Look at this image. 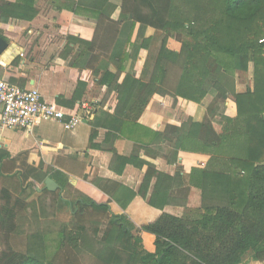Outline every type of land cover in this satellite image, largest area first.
Instances as JSON below:
<instances>
[{"label": "trees", "instance_id": "16d2710c", "mask_svg": "<svg viewBox=\"0 0 264 264\" xmlns=\"http://www.w3.org/2000/svg\"><path fill=\"white\" fill-rule=\"evenodd\" d=\"M36 16L34 0H0L1 23L29 22ZM120 19L130 30L139 24L153 35L140 45L147 53L140 76L127 75L114 87L115 117L136 120L154 95L199 103L208 93L205 85L217 92L218 104L230 96L237 106V118L224 120L220 134L212 127L216 106L201 124H191L180 142L182 151L211 154L223 162L216 172L192 171L201 191L200 212L164 211L139 228L123 215H111L101 230L110 214L104 198L79 191L62 197L44 189L37 201L27 202L0 189V246L5 244L0 264H264V0H123ZM170 38L180 44L178 52L168 49ZM248 62L254 67L255 88L237 95L229 87L232 76ZM106 77L101 82L110 87ZM97 107L89 122L90 148L108 116L103 103ZM167 142L173 147L177 141ZM112 162L122 168L142 166L133 156L113 155ZM53 175L61 177L59 186L65 188L67 177L57 171ZM151 176L156 179L152 205L155 195L181 186L177 175L148 170L140 195L145 196ZM62 199H69L75 212L63 224L54 220ZM163 201L164 208H186V200ZM31 222L38 228L29 232ZM54 235V247H48L47 239ZM12 239L23 246L11 247Z\"/></svg>", "mask_w": 264, "mask_h": 264}, {"label": "crops", "instance_id": "0c3cea01", "mask_svg": "<svg viewBox=\"0 0 264 264\" xmlns=\"http://www.w3.org/2000/svg\"><path fill=\"white\" fill-rule=\"evenodd\" d=\"M122 3L123 0H34L37 16L32 21L0 22V39L7 43L0 56L2 80L36 90L43 102L66 114L65 122L81 116L84 105L96 110L103 103L108 113L96 130L92 142L95 148L89 147V122L93 117L74 127L40 120L31 131L0 129V189L31 202L36 198H29L30 192L38 196L44 190V181L51 178L62 197L79 191L104 198L110 214L103 220L101 230L111 215H123L139 228L154 223L164 211L198 214L201 191L191 178L192 171L216 172L223 162L212 160L211 154L182 151L180 142L190 125L201 124L216 106L212 127L217 134L224 120L237 118L233 98L228 96L218 104V94L211 85H205L209 90L199 103L154 95L136 120L115 117L114 87L120 86L127 75L140 76L147 56L140 45L153 35L146 26L135 24L131 30L126 27L120 19ZM167 47L174 52L180 50V44L172 38ZM104 74L109 76L105 81L110 87L101 82ZM229 87L237 95L254 91L252 62L245 70L234 73ZM158 135L167 140H158ZM174 140L177 142L173 147L166 143ZM113 155L133 156L142 166L128 164L122 168L112 162ZM148 170L168 177L177 175L176 182L181 186L155 195L152 205L155 177L151 176L145 196L139 194ZM54 171L67 177L65 188L59 186L60 176H52ZM164 198L186 200V208H164ZM73 209L69 199H62L56 206V219L68 223L75 214ZM144 239L151 245V237Z\"/></svg>", "mask_w": 264, "mask_h": 264}, {"label": "built area", "instance_id": "2783aa9c", "mask_svg": "<svg viewBox=\"0 0 264 264\" xmlns=\"http://www.w3.org/2000/svg\"><path fill=\"white\" fill-rule=\"evenodd\" d=\"M81 110V116L71 117L65 122L66 114L54 105L43 102L36 90L21 88L0 77V129L31 131L40 120L74 127L83 121H89L94 112V108L89 105H84Z\"/></svg>", "mask_w": 264, "mask_h": 264}, {"label": "rangeland", "instance_id": "374dc122", "mask_svg": "<svg viewBox=\"0 0 264 264\" xmlns=\"http://www.w3.org/2000/svg\"><path fill=\"white\" fill-rule=\"evenodd\" d=\"M30 197L29 198H36L35 199V201H37V198H38V196L36 195V194H34V193H31L30 192ZM55 213H56V210H55ZM54 220L56 221V222H58V223H62L59 219L57 220L56 219V215H55V217H54ZM61 220H65V218H62ZM63 224V223H62ZM29 229H27V231H33L35 228H38V223L37 222H31V223H29L28 224V226H27ZM56 240V238H55V235L54 236H50L48 239H47V246L48 247H54V244H53V242ZM2 243V245L0 246V249H2V248H4L5 247V244H3V242H1ZM19 246V247H22L20 244H19V242L18 241H15V242H13V239L11 240V242H10V246L11 247H13V246ZM16 248V247H15ZM21 250V249H23V248H16V250Z\"/></svg>", "mask_w": 264, "mask_h": 264}, {"label": "water", "instance_id": "95a60500", "mask_svg": "<svg viewBox=\"0 0 264 264\" xmlns=\"http://www.w3.org/2000/svg\"><path fill=\"white\" fill-rule=\"evenodd\" d=\"M6 48L7 43L4 40L0 39V56L6 50ZM44 189L48 190L49 192H56L59 190L57 185L51 180V178H47L44 181Z\"/></svg>", "mask_w": 264, "mask_h": 264}]
</instances>
